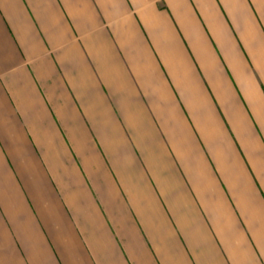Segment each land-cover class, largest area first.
<instances>
[{
    "label": "crops",
    "instance_id": "obj_1",
    "mask_svg": "<svg viewBox=\"0 0 264 264\" xmlns=\"http://www.w3.org/2000/svg\"><path fill=\"white\" fill-rule=\"evenodd\" d=\"M0 264H264V0H0Z\"/></svg>",
    "mask_w": 264,
    "mask_h": 264
}]
</instances>
